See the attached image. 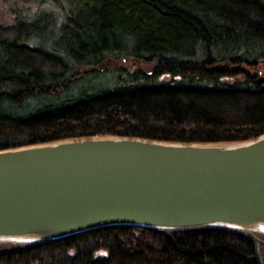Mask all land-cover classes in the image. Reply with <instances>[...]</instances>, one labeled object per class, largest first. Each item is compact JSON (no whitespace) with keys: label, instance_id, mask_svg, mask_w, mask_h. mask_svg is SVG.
Masks as SVG:
<instances>
[{"label":"trees","instance_id":"obj_1","mask_svg":"<svg viewBox=\"0 0 264 264\" xmlns=\"http://www.w3.org/2000/svg\"><path fill=\"white\" fill-rule=\"evenodd\" d=\"M0 24V150L91 136L243 142L264 133V0H53ZM123 64H127L125 67ZM109 78L71 95L85 79ZM244 232L100 227L0 243V264H264Z\"/></svg>","mask_w":264,"mask_h":264},{"label":"water","instance_id":"obj_2","mask_svg":"<svg viewBox=\"0 0 264 264\" xmlns=\"http://www.w3.org/2000/svg\"><path fill=\"white\" fill-rule=\"evenodd\" d=\"M116 225L240 230L262 262L264 133L218 143L91 136L0 150V243Z\"/></svg>","mask_w":264,"mask_h":264},{"label":"rangeland","instance_id":"obj_3","mask_svg":"<svg viewBox=\"0 0 264 264\" xmlns=\"http://www.w3.org/2000/svg\"><path fill=\"white\" fill-rule=\"evenodd\" d=\"M53 0H0V24H10L14 22L18 15L28 19L35 18L40 13H51L57 15ZM128 67L127 64H123ZM109 78L93 79L88 77L78 87L72 90L71 95H76L87 89H98L107 85Z\"/></svg>","mask_w":264,"mask_h":264}]
</instances>
